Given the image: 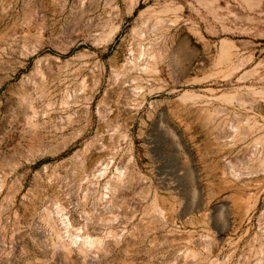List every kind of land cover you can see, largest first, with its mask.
Masks as SVG:
<instances>
[{"label": "rangeland", "instance_id": "374dc122", "mask_svg": "<svg viewBox=\"0 0 264 264\" xmlns=\"http://www.w3.org/2000/svg\"><path fill=\"white\" fill-rule=\"evenodd\" d=\"M0 264H264V0H0Z\"/></svg>", "mask_w": 264, "mask_h": 264}, {"label": "bare ground", "instance_id": "6f19581e", "mask_svg": "<svg viewBox=\"0 0 264 264\" xmlns=\"http://www.w3.org/2000/svg\"><path fill=\"white\" fill-rule=\"evenodd\" d=\"M186 44L185 43H181V45L179 46L178 48V56L179 57H185L186 54H187V50L188 48L185 46ZM161 52V51H160ZM160 54L159 53H154L152 51H149V50H146V49H143L142 51H140L139 53V59H136V61L132 62L133 65H132V69H135L136 71L137 70H140V71H143V72H146V73H158L159 71L157 70L156 68V64H154L155 62H157L158 59H160ZM127 74V73H126ZM120 145V144H119ZM103 163L100 165L102 166ZM96 169V168H95ZM103 171V169H102ZM91 174V173H90ZM93 175V174H92ZM97 176V175H96ZM99 177V175L97 176ZM89 178H91L89 176ZM96 178V177H95ZM99 179V178H98ZM88 180V179H87ZM109 185V184H108ZM106 187H109V186H106ZM90 188V187H89ZM94 189V188H93ZM91 190V188L89 189ZM109 192V191H108ZM89 193V192H88ZM94 193V192H92ZM91 194V193H89ZM105 200V199H104ZM102 219V218H101ZM90 223V222H89ZM96 242V239L93 240L91 238H86V245H93L94 243ZM85 248V247H84ZM190 257H195L194 254H189Z\"/></svg>", "mask_w": 264, "mask_h": 264}]
</instances>
